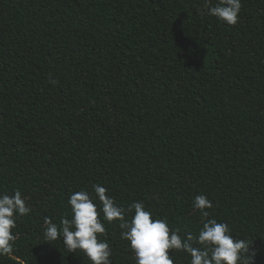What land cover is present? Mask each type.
Wrapping results in <instances>:
<instances>
[{
    "label": "trees",
    "instance_id": "trees-1",
    "mask_svg": "<svg viewBox=\"0 0 264 264\" xmlns=\"http://www.w3.org/2000/svg\"><path fill=\"white\" fill-rule=\"evenodd\" d=\"M215 1L0 0V193L19 189L32 209L0 264H92L46 241L43 218L70 217L71 194L94 184L181 236L225 222L264 264V92L201 101L222 61ZM99 218L111 264H135L120 221Z\"/></svg>",
    "mask_w": 264,
    "mask_h": 264
},
{
    "label": "clouds",
    "instance_id": "clouds-1",
    "mask_svg": "<svg viewBox=\"0 0 264 264\" xmlns=\"http://www.w3.org/2000/svg\"><path fill=\"white\" fill-rule=\"evenodd\" d=\"M240 10L241 0H218L215 6L209 7L208 14L235 25ZM93 190L94 196L85 190L71 194L68 199L71 216L61 217L58 224L50 217L43 218L46 241L62 240L68 252L80 250L92 264H111L109 243L99 238L106 234L105 225L99 218L102 213L103 220L108 223L120 221L121 239L129 243L135 264H175L174 250L190 256V264H248L244 256L249 253L248 242L234 238L225 222L205 219L196 235L181 236L170 229L167 218L155 219L142 201H134L125 208L116 203L101 184H94ZM212 207L205 195L194 197L193 208L203 217L210 216L206 209ZM31 211L19 189L11 195L0 193V256L14 253L16 236L13 229L17 218ZM129 213L131 219H125Z\"/></svg>",
    "mask_w": 264,
    "mask_h": 264
},
{
    "label": "rangeland",
    "instance_id": "rangeland-1",
    "mask_svg": "<svg viewBox=\"0 0 264 264\" xmlns=\"http://www.w3.org/2000/svg\"><path fill=\"white\" fill-rule=\"evenodd\" d=\"M217 2L209 3L205 13ZM209 17L212 33L222 42V61L214 76L204 80L201 101L264 92V0H241L235 25Z\"/></svg>",
    "mask_w": 264,
    "mask_h": 264
}]
</instances>
